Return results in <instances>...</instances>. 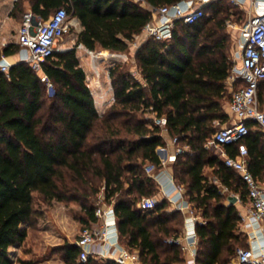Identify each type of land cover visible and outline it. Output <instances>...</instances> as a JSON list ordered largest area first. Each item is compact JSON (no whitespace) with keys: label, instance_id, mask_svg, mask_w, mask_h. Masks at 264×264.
Segmentation results:
<instances>
[{"label":"trees","instance_id":"trees-1","mask_svg":"<svg viewBox=\"0 0 264 264\" xmlns=\"http://www.w3.org/2000/svg\"><path fill=\"white\" fill-rule=\"evenodd\" d=\"M179 1L146 0L148 6L134 0L16 1L13 14L18 19L23 18L26 2L45 19L64 6L83 29L76 45L56 51L41 72L26 61L13 64L9 76L0 71V264H12L8 248L25 240L28 227L35 233L39 228L38 200L79 205L72 212L83 228L95 224L99 205L111 203L119 242L137 252L143 264L185 261L179 245L163 248V240L158 243L151 230L150 216L164 215L168 199L161 198L151 209L139 206L143 196L159 192L145 170L149 162L161 166L157 148L167 144L155 116L166 117V132L183 147L171 164L173 176L205 220L196 223L197 264H226L238 247L249 246L238 209L226 203L227 194L220 186L240 192L244 201L246 185L221 153L206 145L220 129L218 123L232 122L225 106L226 80L234 64L228 52L227 21L239 7L230 0H211L195 23L176 19L170 38L143 39L134 62L110 68L114 100L102 113L77 54L80 43L130 53L135 36L153 18L151 7ZM19 48V43L6 45L0 49V59ZM260 93L264 95V81ZM253 124L248 120L251 129L243 142L251 170L264 181V140ZM223 148L235 155L238 143ZM206 166L213 167L219 182L205 174ZM160 217L162 223L168 218ZM168 236L176 235L166 234L164 239ZM56 249L63 252L65 264H121L102 257L81 261L75 243Z\"/></svg>","mask_w":264,"mask_h":264},{"label":"built area","instance_id":"built-area-1","mask_svg":"<svg viewBox=\"0 0 264 264\" xmlns=\"http://www.w3.org/2000/svg\"><path fill=\"white\" fill-rule=\"evenodd\" d=\"M141 5H146V0H134ZM211 0H182L172 5L151 7L153 18L148 22L143 31L146 35L156 39L165 40L172 36L174 21L183 19L186 23H195L205 15L203 5ZM237 6L243 7L246 1H250L251 8L248 11V20L242 28L244 38L239 58L234 59L231 72L227 78L226 86L231 89L230 113L232 122L221 127L207 142V147L220 148L225 164L239 172L242 181L246 185L250 204L241 211L242 230L250 229L252 244L248 247H238L235 255L226 264H264V241L259 240V235L264 237V181L256 176L249 166V149L244 137L250 132L248 120L256 122V130L262 132L264 140V95L260 93V85L264 81V0H230ZM73 19L66 7L62 6L54 10L48 18L32 10L25 11L18 29L17 42L28 51L26 62L36 71L41 72L44 63L53 54L60 50V39L69 31ZM75 23V22H74ZM76 24V23H75ZM100 44L97 43V46ZM95 49H90L94 54ZM101 46V45H100ZM68 49V48H66ZM65 50V49H61ZM107 53H109L107 51ZM116 55L117 53H111ZM119 55H121L119 53ZM17 61L11 55H2L0 59V71L9 76L10 69ZM42 80L48 81L42 74ZM48 88L53 91V84L48 81ZM155 122L167 131L166 117H156ZM172 143L176 144L173 154H165L166 147L161 145L157 152L161 157V165L175 160L176 155L183 151V147L177 142V137H172ZM238 143L235 155L226 153L224 144ZM158 165L149 162L145 170L149 175H154ZM179 190L182 186L177 185ZM182 196V194H181ZM158 200L153 196H144L139 206L151 209L155 208ZM191 205V203H188ZM178 208H184L179 204ZM98 222L93 226L84 227L77 239L80 247L79 259L87 261L90 257L108 258L112 249L118 242L119 230L117 215L113 204L103 203L95 210ZM198 216L191 211L190 222H197ZM101 244L102 247H96ZM165 244H177L185 255V261L178 264H197L198 235L196 228L188 227L181 236H168ZM115 260L121 264H129L139 261L137 252L122 248L115 256Z\"/></svg>","mask_w":264,"mask_h":264},{"label":"crops","instance_id":"crops-1","mask_svg":"<svg viewBox=\"0 0 264 264\" xmlns=\"http://www.w3.org/2000/svg\"><path fill=\"white\" fill-rule=\"evenodd\" d=\"M17 0H0V49H3L6 45L10 43H17L12 39V34L15 29H19L20 24L19 20L14 14L13 9ZM26 10H31V5L29 2L25 3ZM145 6H148L146 4ZM244 7L249 11L251 8L250 1H246ZM83 29L81 25L80 31ZM146 38L144 31L135 36L134 41L132 42L131 52L134 53L143 39ZM78 47V46H77ZM70 48V47H66ZM64 48V49H66ZM97 49H102V46H97ZM96 49V50H97ZM86 50L89 48L84 44L80 43L79 48H77V54L80 59L81 66L84 68L86 72V77L88 84L92 90V93L95 98V103L98 111L100 113L104 112L108 106L112 104L113 101L108 103V96H113L114 100V89L110 80V89L107 87L106 79L101 81L100 77L97 78L92 72L91 59L86 54ZM108 51V50H107ZM121 55L125 58H128V52H122ZM28 56V51L20 45V48L17 52L11 55L13 59L17 62L26 61V57ZM127 60V59H126ZM227 83V80H226ZM227 89L231 91L229 86H226ZM228 110L230 112V102L228 103ZM253 129L256 130V124H253ZM165 137L167 138L166 152L161 156H168L169 154H173L176 149V144L172 143V137L164 132ZM221 158L223 159V155L221 154ZM172 161L167 162L165 165H161L157 168L154 175H151L159 188V194L151 195L155 197L157 200H160L163 197H166L169 201V205L164 210V215H167L166 221L159 222L158 220L161 218L158 215V212H155L157 215L150 216L152 220L151 230L155 240L160 243L163 240L164 245L163 248L166 247L164 237L166 234L168 235H176L181 236L185 233L188 227L196 228V223L198 221L205 222L204 218L197 212L195 208V202L190 199V197L186 194V188L184 185L179 184L175 181L172 170ZM210 170V174L206 171ZM205 174L209 176L210 180H214L215 182H219L216 174L213 171V167L206 166ZM220 184V183H219ZM177 185L182 186V190L177 188ZM221 190L223 193L227 194L226 203L231 204L229 201L230 195H235L238 197V200L234 203L237 207L239 215L241 216V211L244 210L246 206L250 204L248 195L246 194V200H241V193L229 190L228 187L221 185ZM182 194V196H181ZM148 196V195H145ZM144 197V196H143ZM191 203L189 205L188 203ZM183 204L184 208H178V205ZM37 208L40 211L41 215L39 217V228L36 233L33 232L30 227H28L27 237L23 242H17L12 244L8 248L9 256L12 260V264H21L20 259H33L35 261L34 264H65L63 261L62 255L63 252L61 250H57L56 248L63 247L66 243H76L77 240L72 238V234L74 229H78L80 225V221L75 217L72 211L80 209V206L72 203L71 205H66L64 202L53 200L50 204L44 202L43 200L37 201ZM191 211H193L197 216L198 220L194 224L187 223L190 222ZM177 220V221H176ZM98 220L95 222V224ZM94 224V225H95ZM240 228L242 230V221L240 223ZM244 234L247 236L248 245L252 244L249 233L250 229L242 230ZM259 240L264 241V237L259 235ZM96 247L101 248L102 245L99 244ZM122 248H125L123 244L118 242L115 246L112 247L115 250V253H111V256L108 258L115 259V256L121 251ZM198 249V245H197ZM97 258V257H96ZM129 264H143L140 260L133 261Z\"/></svg>","mask_w":264,"mask_h":264},{"label":"rangeland","instance_id":"rangeland-1","mask_svg":"<svg viewBox=\"0 0 264 264\" xmlns=\"http://www.w3.org/2000/svg\"><path fill=\"white\" fill-rule=\"evenodd\" d=\"M239 8H235L233 11H235L230 19H228L227 21V32L230 36L229 38V46H228V52L230 57L233 59V61H235L234 59L239 58V53L242 49L243 46V35H242V28L245 25L246 21L248 20V10L247 8H245L244 6H238ZM74 17H71V19H73ZM22 22V19L19 20V24ZM80 32V27L75 24L74 22H72L71 28L69 29V31L60 39L59 42V47L60 50L64 49L66 47H73L76 45V41H77V35ZM17 35H18V30L15 29L13 31L12 34V39L14 41H16L17 39ZM18 43V42H17ZM80 45V44H79ZM79 45L77 48H79ZM109 53H107V50L104 49L102 47V49H97L96 51H94V54L91 53L90 51L86 50V54L90 57L92 63V72L93 74L99 78L101 81H103V79H106V83H107V87H110V75H109V71L110 68L113 67L114 65L120 63L122 65H130L131 62H134V57H133V52H130L128 55V58L123 57L122 55H119V53L121 54L122 52H115V51H109ZM111 53H117L116 55H113ZM127 59V60H126ZM88 82V81H87ZM110 89V88H109ZM111 90V89H110ZM227 95H226V110H228V103L230 102L231 99V95L232 92L227 89ZM109 100L108 103L113 101V96L111 94V96H108ZM228 122H224V123H218L219 127H223L227 124ZM212 149H214L216 152H220L221 149L220 148H215L213 147ZM209 174H210V170L207 169L206 170ZM158 195L159 192L153 194V195ZM177 221V220H176ZM83 229V225L80 223L78 229H74V232L72 234V238L74 240H77L80 237L81 231Z\"/></svg>","mask_w":264,"mask_h":264},{"label":"water","instance_id":"water-1","mask_svg":"<svg viewBox=\"0 0 264 264\" xmlns=\"http://www.w3.org/2000/svg\"><path fill=\"white\" fill-rule=\"evenodd\" d=\"M73 21H74L79 27H81L82 24H81L80 20H79L77 17H74V18H73ZM237 200H238V197H237V196H235V195H230V196H229V201H230L231 204H234ZM75 245H78V243L76 242Z\"/></svg>","mask_w":264,"mask_h":264}]
</instances>
